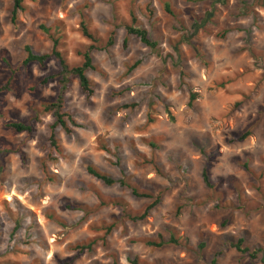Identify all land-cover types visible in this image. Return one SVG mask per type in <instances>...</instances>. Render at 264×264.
<instances>
[{
    "label": "rangeland",
    "instance_id": "obj_1",
    "mask_svg": "<svg viewBox=\"0 0 264 264\" xmlns=\"http://www.w3.org/2000/svg\"><path fill=\"white\" fill-rule=\"evenodd\" d=\"M11 7L0 0V264H264V0H22L13 17ZM52 39L68 65L88 51L93 67L89 97L69 77L61 111L75 126L54 127L58 151L47 110L57 77L41 83L57 61L22 64L24 46L43 53ZM87 165L158 202L132 220L149 200ZM158 235L180 244H145Z\"/></svg>",
    "mask_w": 264,
    "mask_h": 264
},
{
    "label": "trees",
    "instance_id": "obj_2",
    "mask_svg": "<svg viewBox=\"0 0 264 264\" xmlns=\"http://www.w3.org/2000/svg\"><path fill=\"white\" fill-rule=\"evenodd\" d=\"M164 11L168 14L171 15V12L168 8L167 4L163 5ZM22 10V0H12V7H11V17H13L17 11ZM132 21L134 20L133 18L131 19ZM126 34L133 35L136 37L144 46L148 48H155L156 43L154 41H151L145 30L139 27H136L134 25H126L124 27ZM80 31L83 36H85L87 39L92 40V36L87 33L86 28L84 25L80 24ZM226 30L222 31L220 33V36H224ZM24 52L25 56L22 60V64L26 65L28 63H36L39 66H43L45 61L52 57L57 61L58 69L54 73L47 74L43 77L41 83L46 82V80H49L51 78L57 77V92H56V97L53 102L49 103L47 105V110H50L52 113V118H53V123L50 126V133L48 136V141L50 143V146L55 150L58 151V147L56 146L55 139L53 136V129L54 127H59L63 132L69 133L70 132V127L75 126V122L68 116L66 115L63 111H61V106H62V99L65 91L67 90L68 83H69V77L73 76L77 80V86L79 88V91L85 96L89 97L92 94V89L90 87V83L88 78L85 75V71L87 69H92L91 65V59L89 56L88 51H84L81 54L82 61L78 65H68L66 60L62 57L61 53L56 49V40L52 39L51 40V47L47 52L43 53H33L28 46H24ZM1 90V89H0ZM194 99V94L191 93L188 96L187 100V105L191 104V101ZM8 127L12 128L13 130L17 132H29L30 127L28 125L19 123V122H12L7 124ZM246 133H243L236 137L237 140H241L244 138ZM86 173L92 176L94 179L100 181L103 185L110 186L113 184H117L119 186H124L129 189L131 195L138 197V198H144L149 200V202L144 206L143 210L141 211L140 214L132 216V220H142L144 219L149 210H151L156 203L158 202V196H153L150 193L147 192H142L138 191L134 186L129 185L126 183L122 177L119 178H113L106 173H103L101 171H98L96 168L87 165L85 167ZM200 177L203 182V184L211 188V183L208 180L207 174L204 169L201 170L200 172ZM145 244L148 246H154V247H159L162 246L163 244H173V245H179L180 242L173 237V235H169V237L166 240H163L160 235H158V241H145ZM203 244L199 243V247H202ZM231 246L238 252L244 253L248 252V257L252 259L254 257V252L253 251H248L247 248L242 247V239L237 238L234 243H231ZM127 262L129 264H140L137 259L134 258H127ZM110 264H117L116 262H112ZM210 264H214V259L210 260Z\"/></svg>",
    "mask_w": 264,
    "mask_h": 264
}]
</instances>
